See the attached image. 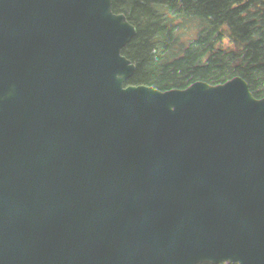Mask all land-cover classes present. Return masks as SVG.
Returning a JSON list of instances; mask_svg holds the SVG:
<instances>
[{"label": "trees", "instance_id": "16d2710c", "mask_svg": "<svg viewBox=\"0 0 264 264\" xmlns=\"http://www.w3.org/2000/svg\"><path fill=\"white\" fill-rule=\"evenodd\" d=\"M87 2L53 0L75 47L50 65L42 95L47 121L79 129L90 152L91 225L70 264H264V154L256 152L264 149V0H196L184 17L159 9L158 48L139 90L100 55L108 14L87 11ZM44 40L31 0H0V227L17 236L0 242V264H37L66 220L61 154L48 153L55 141L30 168L16 160L24 121L16 80ZM149 132L146 203L136 179ZM226 177L238 180L236 194ZM198 203L218 230L216 248L223 233L231 241L232 260L212 255V238L191 213ZM166 214L169 243L157 228Z\"/></svg>", "mask_w": 264, "mask_h": 264}, {"label": "water", "instance_id": "95a60500", "mask_svg": "<svg viewBox=\"0 0 264 264\" xmlns=\"http://www.w3.org/2000/svg\"><path fill=\"white\" fill-rule=\"evenodd\" d=\"M196 0H88L86 10L96 5L108 14L98 41L100 55L125 78L130 90L147 85V68L158 48V11L187 16ZM32 15L41 23L45 40L35 44L17 76L24 99L23 125L16 145L17 163L32 167L43 156L47 141L61 145V197L67 211L65 226L57 246L37 264H70L81 252L91 225V212L84 195L88 140L71 125L49 123L42 103L43 87L50 65L70 54L75 36L62 30L53 0H31Z\"/></svg>", "mask_w": 264, "mask_h": 264}, {"label": "rangeland", "instance_id": "374dc122", "mask_svg": "<svg viewBox=\"0 0 264 264\" xmlns=\"http://www.w3.org/2000/svg\"><path fill=\"white\" fill-rule=\"evenodd\" d=\"M97 9V7L94 9V11ZM93 11V12H94ZM67 32H70L72 35H74L72 32V30H66ZM93 31H96V26L93 27L92 29V33ZM43 40V39H42ZM30 54V53H29ZM250 54H251V50L250 47L247 43L243 42L240 45V49H239V58L244 62V64L242 63V67L246 68L249 66V58H250ZM152 132H149V138L147 143L145 144V148H144V154L141 157L140 161H139V165H138V172H137V179H136V185L138 190L141 192L143 199L145 200L146 203H149L152 201V189L150 187V176H151V171H150V156H151V141H152ZM152 136V137H151ZM260 150V151H259ZM50 154L54 155L56 153H58V151L61 154V145L59 142H53L50 145V148L48 150ZM261 152V154H264V149L259 147V149H256V152ZM258 152V153H259ZM62 158V156H61ZM24 168V167H23ZM27 169V168H25ZM232 172L230 174V176H236L235 175V171H234V167L231 168ZM36 171V170H35ZM256 181V180H255ZM227 184L228 186V194H236L237 193V186L238 180L235 179L233 177L228 179L227 177L223 179V184ZM216 188H219L216 185ZM194 205L191 209V213L193 214V216L197 219V221L208 231L209 236L212 238L211 239V251H212V255L216 256V257H220V255L222 257H224L225 260H232L234 257V252L233 249L231 248V241H229L227 243V241L225 239H227V235L223 233V235H220V239L221 241V248H216L215 245V241H214V235L218 234V230L210 224V217L207 214L206 211H204V209L201 207L202 203H198L195 209ZM163 214V213H162ZM165 214V213H164ZM205 218V219H204ZM158 232L159 235L161 236V238L166 241V242H170L172 236H173V225L170 221L169 216L166 215H162V217L160 218V222L158 223ZM16 239L17 236L15 234L12 233V231L10 230H6L3 227H0V242H3L4 244H8V243H12V240ZM22 238V237H21Z\"/></svg>", "mask_w": 264, "mask_h": 264}, {"label": "bare ground", "instance_id": "6f19581e", "mask_svg": "<svg viewBox=\"0 0 264 264\" xmlns=\"http://www.w3.org/2000/svg\"><path fill=\"white\" fill-rule=\"evenodd\" d=\"M53 5H54V4H53ZM31 9H32V6H31ZM174 14H175V13H174ZM179 16H180V15H179ZM39 22H40V21H39ZM40 27H41V23H40ZM41 32H42V35H43L42 28H41ZM66 215H67V214H66ZM64 226H65V225H64ZM62 231H63V230H62ZM61 235H62V234H61ZM60 238H61V237H60ZM59 240H60V239H59ZM58 242H59V241H58ZM57 244H58V243H57ZM56 246H57V245H56ZM56 246H55V247H56ZM55 247H54V248H55ZM54 248H53V249H54ZM53 249H51V250H53ZM51 250H50V251H51ZM50 251L46 252L45 254L49 253ZM45 254H43L41 257H43ZM41 257H40V258H41Z\"/></svg>", "mask_w": 264, "mask_h": 264}]
</instances>
